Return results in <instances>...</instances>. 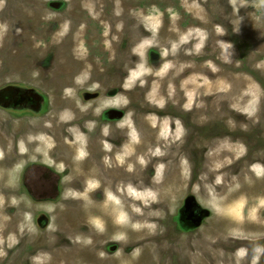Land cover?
Instances as JSON below:
<instances>
[{
	"label": "rangeland",
	"instance_id": "1",
	"mask_svg": "<svg viewBox=\"0 0 264 264\" xmlns=\"http://www.w3.org/2000/svg\"><path fill=\"white\" fill-rule=\"evenodd\" d=\"M228 105L238 117L222 112ZM94 108L124 109L108 134L129 139L114 152L103 139V169L66 171L63 153L84 163L88 138L74 139L61 118L80 128ZM245 162L253 168L234 169ZM86 184L107 197L93 202ZM109 199L124 232L154 215L138 227L149 240L112 246L129 236L105 225ZM189 205L209 213L202 227L185 224ZM105 261L264 264V0H0V264Z\"/></svg>",
	"mask_w": 264,
	"mask_h": 264
},
{
	"label": "flooded vegetation",
	"instance_id": "2",
	"mask_svg": "<svg viewBox=\"0 0 264 264\" xmlns=\"http://www.w3.org/2000/svg\"><path fill=\"white\" fill-rule=\"evenodd\" d=\"M121 89L123 90V86H121ZM93 96V95H92ZM90 98H91V95H90ZM5 101H7L8 102V99H7V97L5 98ZM89 101H91L90 99H89ZM92 101H94V100H92ZM91 101V102H92ZM94 102H96V101H94ZM226 107V109H224ZM223 109H224V113H234V114H237V110H235V108L232 106V105H228V106H225ZM229 108V109H228ZM232 108V109H231ZM197 109H199L198 107H197ZM231 109V110H230ZM231 112H230V111ZM95 111H96V108H94L93 109V111L92 112H90L89 114H88V116L86 117V121H84L79 127L80 128H74L76 125H72V124H70V122H72L71 120L70 121H65V114L63 115V118H61L62 119V122L63 123H66V124H68L67 125V128L68 129H71V134L73 135V137H74V139H76L77 140V137H78V135L80 136V137H83V136H85L86 138H88V142H87V145H86V147H88L87 149H86V151H87V155H86V157H85V159H83V162L84 163H81V164H79L78 166H77V164H75V163H71V160L72 159H75L76 158V156H75V153L73 152V151H67V152H64L63 154H65L64 156H65V158L67 159L66 160V162H67V169H66V171L67 170H70V171H74V170H76L77 169V167H84L85 168V170L87 169V168H89V167H91V166H96L97 168H102L103 169V167H104V160H105V148H102V143H104L105 141L103 140V139H109L110 141H111V144H109L110 146L111 145H113V150H112V152H114V149H116L117 151H119V150H121V148H122V150H123V147H124V145H125V141H126V139H129V136L128 137H126V139H124V141L122 140L121 142L120 141H117V139L116 138H114V136H112V135H109L108 134V131H109V128H111L112 126L111 125H113L114 123H115V125H116V123H118L119 121H121V120H123L125 117H126V112H125V110L124 109H119V110H115V109H112V108H110V109H105V110H103V112H101L100 114H95ZM193 111V115H194V113H195V110H192ZM233 111V112H232ZM221 114H222V112H221V110L219 111ZM242 115H247V114H245V113H241ZM78 122H79V120H77ZM107 127V128H106ZM114 128H115V130L113 131V133H115L116 131H117V126H114ZM222 129H225V130H228L227 128H223V126H222V128L220 129L221 131H222ZM222 132H224V131H222ZM230 133H233V132H235V131H229ZM77 133V134H76ZM224 133H226V132H224ZM63 134H69V130H66V129H64V131H63ZM107 134V135H106ZM59 136H57L56 135V137H55V139L53 138V140L54 141H57L59 138H58ZM220 139H221V141H224L226 138L227 139H233V141L235 140V141H237L238 143L240 142V143H243V144H245V145H247V148L249 149V151H250V148H249V146H248V143L247 142H244L243 140H241L240 138L239 139H237L235 136H232V135H228V136H226L225 135V137L224 136H222V134H221V136L219 137ZM222 138H223V140H222ZM225 138V139H224ZM185 140H187V139H185ZM106 143V142H105ZM104 143V144H105ZM107 143H109V142H107ZM238 143H233L235 146H238ZM71 144H75L74 142L73 143H71ZM241 145V144H240ZM246 148V153H248L249 151H248V149ZM116 156V155H115ZM61 157H62V154H59L58 152H56V154L54 153V157H53V159L55 160V159H57V160H60L61 159ZM243 158H245V157H242L241 159L242 160H245V161H250V160H252V158L250 157V153H249V155L246 157V159H243ZM240 159V160H241ZM241 160V161H242ZM253 161V160H252ZM71 163V164H70ZM41 165H43V164H36V165H34V164H29L28 166H27V172L29 171V170H31L32 172H35V174H37L38 175V173H40L41 172V170H39L40 168H42V166ZM81 165V166H80ZM237 165H239L238 167H236ZM235 167H234V169L236 168V170L237 169H239V167L240 166H245V165H249V167L251 166V168H253V166H254V164H250V163H248V162H245V163H242V164H237ZM36 168V169H35ZM236 170H234V171H236ZM26 172V171H25ZM50 176H48V175H46V174H43L42 175V180H47L48 181V178H49ZM133 179H135V178H133ZM61 181H62V179H61ZM57 182H59V180H57ZM82 182V181H81ZM34 183H35V181H34ZM34 183H32L34 186H35V184ZM134 183H137V182H135L134 181ZM122 184H126V183H122ZM77 185V184H76ZM80 186L81 185H83V184H79ZM109 185H110V183H109ZM24 186H26V187H28V184H26V185H24ZM37 187V186H36ZM83 187V186H82ZM114 187V186H113ZM101 188H97V190H99V191H95V193H97V196H92L93 198H95L96 199V197H98L99 195H101V196H103L104 197V199H105V197H106V193H105V191L103 190V189H101ZM31 196H33V195H31ZM42 197H44L43 195H42ZM46 197H48L49 198V195L47 194V196ZM187 200V199H186ZM94 202V201H93ZM186 202L187 201H185V204H186ZM192 205V204H191ZM191 205H189V209L190 210H188L189 212H188V214H186V218H184V219H186V223H185V221H184V223L185 224H193L194 223V227H202V225H203V223L205 222V220L206 219H208L209 218V213H207V212H205V211H199L198 210V208H197V212L195 211V209L194 208H192V206ZM44 220H46V219H44ZM42 225L43 226H48V222L46 221V222H44V223H42ZM185 227V226H184ZM186 228V227H185ZM252 240H250V242H251ZM111 244V243H110ZM109 244V246H108V249H110L109 247L111 246ZM113 245V247H117V243H112ZM251 245V244H250ZM45 246V245H44ZM43 246V247H44ZM107 249V250H108ZM120 249H119V247H118V251H119ZM118 251L116 252V253H118ZM108 252H109V250H108ZM92 262H95V260H93Z\"/></svg>",
	"mask_w": 264,
	"mask_h": 264
},
{
	"label": "bare ground",
	"instance_id": "3",
	"mask_svg": "<svg viewBox=\"0 0 264 264\" xmlns=\"http://www.w3.org/2000/svg\"><path fill=\"white\" fill-rule=\"evenodd\" d=\"M91 11V10H90ZM5 26V25H4ZM3 29V28H2ZM201 37V36H200ZM199 40H201V38H199ZM204 42V41H203ZM145 43V42H144ZM152 45V44H151ZM109 46V45H108ZM77 54V53H76ZM79 54V53H78ZM77 54V55H78ZM137 55V54H136ZM226 55H227V53H226ZM81 56V55H80ZM138 56H142L140 53H138ZM77 57H79V56H77ZM215 57V56H214ZM80 58V57H79ZM187 58V57H186ZM205 59V58H204ZM204 59L202 60V61H204ZM207 59V58H206ZM79 60V59H78ZM125 60V59H124ZM139 60H140V58H139ZM224 60V59H223ZM225 62H228V61H226V60H224ZM78 64H80V63H78ZM142 64V63H141ZM204 64V63H203ZM218 64V63H217ZM244 64V63H243ZM130 65V64H129ZM231 65V64H230ZM163 66V65H162ZM171 67V66H170ZM224 67V66H223ZM244 67V66H243ZM120 68V67H119ZM245 68V67H244ZM155 69V68H154ZM232 69V68H231ZM157 70V69H156ZM246 70V69H245ZM149 71V70H148ZM213 71V70H212ZM235 71V70H234ZM139 72H142L141 70H139ZM138 72V73H139ZM145 72V71H144ZM182 72V71H181ZM236 72H238V71H236ZM235 72V73H236ZM116 73V72H115ZM149 73V72H148ZM153 73V72H152ZM213 73V72H212ZM141 74V73H140ZM114 75V74H113ZM214 75V74H213ZM136 76V75H135ZM143 76V75H142ZM142 76H140V77H142ZM153 76V75H152ZM119 79H120V77L119 76H117ZM116 77V78H117ZM131 77V76H130ZM132 77H133V75H132ZM140 77H138V79L140 78ZM211 77V76H210ZM137 77H133V79L135 80ZM195 80H196V78L195 77H193ZM137 79V80H138ZM200 79H202L201 77H200ZM204 80V79H203ZM209 81V80H208ZM187 81H185V82H183L184 83V85H185V87H187L188 85H190L191 87L193 86V87H196L198 84L197 83H195V82H192L191 84H188V83H186ZM206 82V81H205ZM210 82V81H209ZM122 83H123V80H122ZM203 83H204V81H203ZM117 84V83H116ZM122 85V84H121ZM157 85H159V84H157ZM157 85L155 84L152 88H153V94L152 95H150V98L152 99L153 97H154V95H155V97H156V90H157ZM205 85V84H204ZM203 85V86H204ZM208 85V84H207ZM189 86V87H190ZM200 86V85H199ZM202 86V85H201ZM200 86V87H201ZM211 86H213V85H211ZM115 87V86H114ZM128 87H130V86H128ZM184 87V86H183ZM189 87H187V88H189ZM215 87V86H214ZM218 87H220V86H218ZM113 88V87H112ZM151 88V87H150ZM199 88V87H198ZM204 88H205V86H204ZM213 88V87H212ZM221 88V87H220ZM120 89V88H119ZM184 89V88H183ZM215 89V88H214ZM121 90V89H120ZM185 91H186V89H185ZM111 92V91H110ZM116 92V91H115ZM172 92V91H171ZM170 92V93H171ZM206 92V91H205ZM209 92V91H208ZM207 92V93H208ZM213 92V91H212ZM212 92H210L211 93V96H212ZM218 92V91H217ZM216 92V93H217ZM200 93V92H199ZM202 94V93H201ZM206 94V93H205ZM108 95V94H107ZM114 95V94H113ZM214 95V94H213ZM223 95V94H222ZM189 96L191 97L192 96V93H190L189 94ZM121 97V96H120ZM200 97V96H199ZM219 97V96H218ZM223 97V96H222ZM193 98H194V96H193ZM208 98V97H207ZM212 98V97H211ZM220 98V97H219ZM157 100V99H156ZM194 100V99H193ZM206 100V99H205ZM217 100V99H216ZM236 100V99H235ZM220 101V100H219ZM237 103H238V101H236ZM223 104H224V102H222ZM227 103V102H226ZM154 108V107H153ZM203 109V108H202ZM224 109H226V107L224 108ZM229 109V108H228ZM232 109V108H231ZM230 109V110H231ZM229 110V111H230ZM218 112V111H217ZM222 112H225V111H222ZM231 112V111H230ZM233 112V111H232ZM239 112V111H238ZM238 112H237V117L239 116L238 115ZM211 113V112H210ZM213 113H216V112H213ZM219 114H221V113H219ZM218 114V115H219ZM229 114V113H228ZM232 114V113H231ZM249 114H250V112H249ZM252 114V113H251ZM224 115V114H223ZM240 115H241V113H240ZM247 115H248V112H247ZM220 116V115H219ZM229 116V115H228ZM249 116V115H248ZM220 117H222V116H220ZM245 117H246V115H245ZM222 118H224V117H222ZM216 119H217V117H216ZM219 119V118H218ZM225 119V118H224ZM238 119V118H237ZM228 120V119H227ZM235 120V119H234ZM153 121H155V119H153ZM166 121V120H165ZM164 121V122H165ZM170 126V125H169ZM168 126V123L166 122L165 124H164V127H169ZM163 127V128H164ZM173 128H175V126L172 124L171 125V129H173ZM173 132V131H172ZM41 141V140H40ZM226 146V145H225ZM237 149V148H236ZM236 149H234V151H236ZM235 153V152H234ZM221 156V155H220ZM143 161V160H142ZM131 164V163H130ZM258 170V169H257ZM159 172H160V170H159ZM157 183H159L158 181H157ZM157 183L155 184V191H157V189H158V187H157ZM88 184H86L84 187H85V195L84 196H86L87 194H88V196L90 197V199L92 200V201H94L95 199L92 197V192L90 191L91 190V188H90V186H87ZM125 185H127V184H124L123 186H125ZM92 186V185H91ZM110 186V185H109ZM88 187V188H87ZM111 187V186H110ZM112 188V187H111ZM115 187H113V189H114ZM121 188H123V187H121ZM132 188V187H131ZM150 188V187H149ZM135 189V188H134ZM133 189V190H134ZM152 189V188H151ZM123 190V193L122 194H125L126 193V191L124 190V189H122ZM153 190V189H152ZM107 191V190H106ZM115 191V190H114ZM107 192H109V191H107ZM134 192V191H133ZM118 193H120V192H118ZM146 193H149V194H147V195H150L151 194V192H149V190H148V192H146ZM160 193V192H159ZM164 193V192H163ZM142 194V195H141ZM141 194H137L138 195V198H137V200H136V197H134L135 198V200L134 201H139V202H141L142 201V198L144 199V201H145V198H144V194L143 193H141ZM154 194V193H153ZM157 194V193H156ZM140 195H141V198H140ZM94 196V195H93ZM134 196V195H133ZM107 197V196H106ZM105 197V198H106ZM117 199V198H116ZM114 200V199H113ZM111 201L110 199H109V203H108V205L105 207V215H104V219H105V221L106 222H104L105 223V225L107 226V228L111 231V234H113V232H114V228L116 229V228H119L121 231H122V229H123V233H117L116 234V237H125V235L126 236H129V240L127 241V242H125V241H123L124 243H118V242H116L117 243V246L119 247V249H123L124 248V245L126 246V245H128L129 247L131 246V245H133V244H135V245H138V246H140L141 244H143V242H145V241H147V240H149V239H142V235H141V232L139 231L141 228H145V229H149L150 227H151V222H153V221H155V217H154V215L151 213V215H144V219L145 220H143L142 218H143V215L141 216L140 214H135V215H132V216H134V217H136V215H137V218L139 219V224H138V227L140 228H138L137 226L134 228V232L132 231V230H128V231H126V232H124L125 230V228H124V223L126 222V215H124L123 213L122 214H120V216H117L116 214H115V212L116 213H118V209H116L115 210V212L113 211V209L112 208H109L110 206H111V202H113V204L114 205H116V204H118V203H115L114 201ZM117 201V200H116ZM119 202V201H118ZM139 202H137V203H139ZM240 203V202H239ZM237 205H238V203L237 204H235V206L234 207H237ZM150 207L151 205L150 204H145V208L146 207ZM134 207V206H133ZM125 208V207H124ZM231 208H233V205H231L230 203H227L226 204V206H224V208H223V211L226 209V210H229V209H231ZM126 209H128V208H126ZM220 210V209H219ZM98 210H96L95 212H97ZM110 211H112L111 213H110ZM124 212V211H123ZM137 212V211H136ZM225 213H227V212H225ZM95 214V213H94ZM130 215V217L133 219V217ZM91 218H93V216L91 215V213L88 215V216H86L85 217V219L86 220H90ZM137 220V219H136ZM144 221V222H143ZM138 223V222H137ZM119 229H116V231H119ZM121 234V235H120ZM88 237V239H91L92 240V242L94 241L95 242V237L93 236V235H89V236H87ZM117 241V240H116ZM134 245V246H135ZM122 247V248H121ZM124 250V249H123ZM97 254H101V253H97ZM45 257V256H44ZM87 257V256H86ZM43 258V257H42ZM107 261V260H106ZM106 261L103 263V264H106ZM90 263H95V262H90ZM133 262H130L129 264H132Z\"/></svg>",
	"mask_w": 264,
	"mask_h": 264
},
{
	"label": "water",
	"instance_id": "4",
	"mask_svg": "<svg viewBox=\"0 0 264 264\" xmlns=\"http://www.w3.org/2000/svg\"><path fill=\"white\" fill-rule=\"evenodd\" d=\"M189 202H193V203H195V201L194 200H189ZM197 207H198V205H197ZM199 208V207H198Z\"/></svg>",
	"mask_w": 264,
	"mask_h": 264
}]
</instances>
